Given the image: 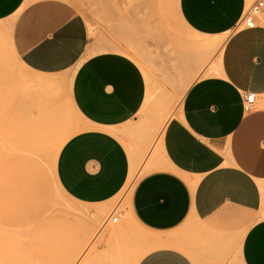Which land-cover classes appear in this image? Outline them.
I'll return each instance as SVG.
<instances>
[{"label":"crops","instance_id":"1","mask_svg":"<svg viewBox=\"0 0 264 264\" xmlns=\"http://www.w3.org/2000/svg\"><path fill=\"white\" fill-rule=\"evenodd\" d=\"M249 1H174L192 38L184 40L187 67H196L195 46L213 52L197 36L225 40L201 75L179 83V106L147 150L135 121L150 95V75L129 47L139 22L147 20L148 0L126 4L129 41L91 38L84 16L68 0H0V32L21 65L46 75L75 68L68 106L82 119V125L68 120L57 89L47 84L31 102L37 117L20 111L0 122L5 134L20 125L37 153L48 152L58 187L77 203L95 205L78 211L96 219L106 215V223L111 215L104 204L135 167L152 164L125 208L160 243L135 264H264V8L254 27H244L240 19ZM247 92L255 100L246 110ZM10 204L5 201L2 213H14ZM95 252L74 264H101Z\"/></svg>","mask_w":264,"mask_h":264},{"label":"rangeland","instance_id":"2","mask_svg":"<svg viewBox=\"0 0 264 264\" xmlns=\"http://www.w3.org/2000/svg\"><path fill=\"white\" fill-rule=\"evenodd\" d=\"M68 1L84 16L91 38L131 39L126 4L131 7L137 0ZM174 1L148 0L147 20L139 22L136 40L129 47V55L147 77L150 75V95L135 121L147 137V150L161 133L160 122L179 106V83L201 75L206 62L217 54V50L201 52L195 46L191 52L196 67H187L184 61L190 48H185L184 40L192 38L177 17ZM74 70L46 75L26 69L16 59L4 32H0V122L15 119L20 111L37 117L34 107H30L32 99L37 100L43 88L51 85L57 89L66 118L82 125L79 114L68 106ZM12 128L15 132L6 135L5 125L0 124V264H74L80 255L92 250H96L101 264H133L156 246L153 242L160 243L151 240L152 232L137 225L125 208L135 183L151 170V163H141L128 184L104 204L107 215L118 217L116 222L106 223V215L96 219L78 211L95 205L84 206L70 199L56 183L48 152L37 153L22 127L15 124ZM124 136L137 142L136 137ZM145 155L146 151L141 160ZM5 201L11 203L14 213H2Z\"/></svg>","mask_w":264,"mask_h":264},{"label":"built area","instance_id":"3","mask_svg":"<svg viewBox=\"0 0 264 264\" xmlns=\"http://www.w3.org/2000/svg\"><path fill=\"white\" fill-rule=\"evenodd\" d=\"M264 8V0H253V2L247 7V9L242 14V17L240 19L241 23L244 25V27L252 28L255 26V17L263 10ZM242 99L244 102V108L250 109L252 104L255 100V94L254 93H243ZM118 219L117 216H113L111 218L112 222H116Z\"/></svg>","mask_w":264,"mask_h":264},{"label":"bare ground","instance_id":"4","mask_svg":"<svg viewBox=\"0 0 264 264\" xmlns=\"http://www.w3.org/2000/svg\"><path fill=\"white\" fill-rule=\"evenodd\" d=\"M197 41L198 42H201L202 45L206 48V47H211L212 50H218L222 48L223 44H224V40L225 38L224 37H209V38H203V37H200V36H197L196 37ZM201 48V47H200ZM210 49V48H209ZM171 116L169 117H166L163 121L160 122V128L163 129L164 125L166 124V122L168 121V119L170 118ZM135 170H136V167L134 168V171L130 177V179L133 178L134 176V173H135ZM129 179V181H130ZM128 181V182H129ZM128 184V183H127ZM111 218H113V215L110 216V220ZM118 220V219H117ZM150 238V237H149ZM90 244V243H89ZM141 256L137 257V259L134 261L136 262ZM135 264V263H133Z\"/></svg>","mask_w":264,"mask_h":264}]
</instances>
